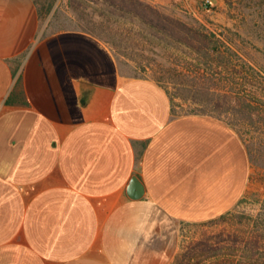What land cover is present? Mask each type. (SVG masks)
I'll return each mask as SVG.
<instances>
[{"label": "crops", "instance_id": "1", "mask_svg": "<svg viewBox=\"0 0 264 264\" xmlns=\"http://www.w3.org/2000/svg\"><path fill=\"white\" fill-rule=\"evenodd\" d=\"M251 176L232 124L176 113L100 38L42 34L35 0H0V264H172Z\"/></svg>", "mask_w": 264, "mask_h": 264}, {"label": "rangeland", "instance_id": "2", "mask_svg": "<svg viewBox=\"0 0 264 264\" xmlns=\"http://www.w3.org/2000/svg\"><path fill=\"white\" fill-rule=\"evenodd\" d=\"M143 1L215 33L232 51L224 48V58L202 56L161 40L103 0H35L42 34L76 29L95 35L110 47L122 73L160 83L176 113L223 119L245 141L252 165L245 197L224 218L184 226L172 264H264L251 251L264 230V119L254 116L264 110V0H212L209 10L204 0Z\"/></svg>", "mask_w": 264, "mask_h": 264}, {"label": "trees", "instance_id": "3", "mask_svg": "<svg viewBox=\"0 0 264 264\" xmlns=\"http://www.w3.org/2000/svg\"><path fill=\"white\" fill-rule=\"evenodd\" d=\"M103 1L104 3H106V5L113 7L117 14H120L125 17L129 16L139 21L143 27L150 30L153 33V35L156 36L157 38L161 40L166 38L172 43L184 45L188 48H191L194 52L198 53L199 55L223 56L224 48L227 51H232V48L228 46L226 42L220 39L215 33L209 32L202 27L190 25L178 18L170 16L164 13L163 11H161L159 8L143 0H103ZM222 58H224V56ZM241 111L246 112L245 109H242ZM195 114H201V113H195ZM250 114H251L250 116L253 117V114L252 113ZM255 115L261 119H264V110L262 111L260 110L259 113L258 114L255 113L254 116ZM225 216L221 218H224ZM215 220L218 219H214L212 221ZM262 235L263 237L256 239L255 245L252 247L251 251L254 252V254L258 253L260 258L264 261V230L263 229H262ZM185 257L188 258L187 255ZM184 263L185 261L182 260L181 264Z\"/></svg>", "mask_w": 264, "mask_h": 264}, {"label": "water", "instance_id": "4", "mask_svg": "<svg viewBox=\"0 0 264 264\" xmlns=\"http://www.w3.org/2000/svg\"><path fill=\"white\" fill-rule=\"evenodd\" d=\"M128 193L133 199H140L144 196L145 187L137 176L133 178Z\"/></svg>", "mask_w": 264, "mask_h": 264}, {"label": "built area", "instance_id": "5", "mask_svg": "<svg viewBox=\"0 0 264 264\" xmlns=\"http://www.w3.org/2000/svg\"><path fill=\"white\" fill-rule=\"evenodd\" d=\"M204 6L209 10L213 6L212 0H204Z\"/></svg>", "mask_w": 264, "mask_h": 264}]
</instances>
